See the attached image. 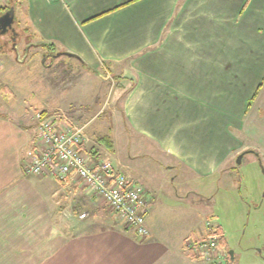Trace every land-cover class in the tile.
I'll return each instance as SVG.
<instances>
[{"label": "crops", "instance_id": "1", "mask_svg": "<svg viewBox=\"0 0 264 264\" xmlns=\"http://www.w3.org/2000/svg\"><path fill=\"white\" fill-rule=\"evenodd\" d=\"M17 4L32 43H54L116 82H135L122 97V120L128 133L156 145L161 166L176 161L210 177L264 138V0H18L15 13ZM13 69L0 70V87L11 95L0 111V264H199L186 246L191 233L141 239L115 228H70L73 195L85 196L79 182L23 172L38 112L59 104L36 105L38 85L12 82L25 75ZM98 136L86 135L89 155L107 157L133 179Z\"/></svg>", "mask_w": 264, "mask_h": 264}, {"label": "rangeland", "instance_id": "2", "mask_svg": "<svg viewBox=\"0 0 264 264\" xmlns=\"http://www.w3.org/2000/svg\"><path fill=\"white\" fill-rule=\"evenodd\" d=\"M8 5L14 6L10 1ZM19 15L17 4L14 15V28L18 37L17 52L10 46L0 49V55L4 57L2 68L11 75L17 73L13 68H23L25 75H18L19 78L12 82L20 86L25 82L38 85L40 99L34 96L36 105H41V99H49L50 102L59 104L52 110H62L71 117H76L78 123L86 125L85 135L94 139L98 135L107 134L115 141L114 151H110L105 143L102 146L110 153V157L116 156L128 164L130 176L139 184L142 182L144 193L150 198V210L153 206L156 210H161L159 213L154 209L153 214L149 210L148 237L153 233L161 236L182 232L195 236L198 229L204 227L205 230L206 222L215 218L221 225L225 239V243L220 244L222 253L218 258L219 264H264V138L258 137V146L249 145L250 148L235 152L228 162L231 169H226V172L222 170L210 177L199 176L181 168L176 161L171 165L163 159L165 162L161 166L153 157L161 159L160 155H156V145L125 129L122 97L129 81L116 82L104 69L90 72L76 58L63 53L45 54L47 51L39 47H29L26 53L28 40L33 36L29 28H24L23 19ZM12 91L14 95L16 91ZM3 95L11 97L8 89L2 90L0 87V111L8 110L6 105L11 100ZM263 111L262 108V117ZM262 126L264 123L260 124ZM240 154L242 158L238 162ZM74 184L80 188L79 183ZM149 188L155 191V196L150 193ZM81 190L85 196L76 191L72 199V206L75 208L70 209L67 214L72 230L79 231L80 228L89 227L115 228L139 238L96 196ZM82 212H86L87 216L80 218L79 214ZM231 251L234 259H231ZM198 262L202 263L200 259Z\"/></svg>", "mask_w": 264, "mask_h": 264}, {"label": "built area", "instance_id": "3", "mask_svg": "<svg viewBox=\"0 0 264 264\" xmlns=\"http://www.w3.org/2000/svg\"><path fill=\"white\" fill-rule=\"evenodd\" d=\"M5 6L7 0H0V7ZM3 63L0 55V69ZM85 127L62 110H50L45 114L38 112L36 141L24 160V174L79 182L81 189L96 196L139 238H147L150 234L147 222L150 198L140 184L116 171L109 159H92L83 147ZM79 216L84 218L87 213L82 212ZM218 225L215 218L210 219L203 233L186 238L188 251L196 254L201 264H219L218 258L222 253L220 236L213 233Z\"/></svg>", "mask_w": 264, "mask_h": 264}, {"label": "trees", "instance_id": "4", "mask_svg": "<svg viewBox=\"0 0 264 264\" xmlns=\"http://www.w3.org/2000/svg\"><path fill=\"white\" fill-rule=\"evenodd\" d=\"M12 5H14V3H12ZM9 7H11V5H8L7 7H0V13H3L5 10H7ZM26 29V28H25ZM18 39V38H17ZM17 39L15 40V42L17 41ZM31 39H29L28 41H30ZM34 46H39V47H42L44 50L47 51V53L45 54H49V53H53L55 55H57L56 53H63V54H66V55H69L70 57H75L77 58V60L81 63V65L88 71L90 72H95V70L90 66L88 65L87 63H85L82 59H80L78 56L74 55V54H68V52L66 51H60L56 48V45L54 43H47V42H37V43H31V44H28L27 47H34ZM55 52V53H54ZM114 78H117V79H123L121 78V76H118L117 74L114 75ZM135 85V82L130 78L129 80V85L125 88V91H124V96L126 95V93H128ZM251 102V101H250ZM47 111H42L43 114H45ZM98 142L103 144L105 143L110 149L113 148V142H112V139L109 135H100L98 136ZM213 233H217L219 234L220 236V244L223 245L225 243V239H224V235L222 233V229H221V225L219 223L217 229L213 232ZM191 253V257L195 258V259H199V257L194 254L193 252H190Z\"/></svg>", "mask_w": 264, "mask_h": 264}, {"label": "water", "instance_id": "5", "mask_svg": "<svg viewBox=\"0 0 264 264\" xmlns=\"http://www.w3.org/2000/svg\"><path fill=\"white\" fill-rule=\"evenodd\" d=\"M14 15H15V8L11 7L0 16V33H5L9 29H14V22H15ZM249 151H253V150H249ZM241 158H242V154L238 156V162L241 161ZM230 253H231V259H234L233 252L231 251Z\"/></svg>", "mask_w": 264, "mask_h": 264}, {"label": "flooded vegetation", "instance_id": "6", "mask_svg": "<svg viewBox=\"0 0 264 264\" xmlns=\"http://www.w3.org/2000/svg\"><path fill=\"white\" fill-rule=\"evenodd\" d=\"M3 13H0V16ZM16 34H17V30L15 28L14 29H9L5 33H0V46H1V48H4L6 46H10L13 50H15L17 52V43L18 42L17 41L15 42V40L18 37L16 36ZM28 44H30V41L27 43V45ZM28 50H29V48L26 49V53H27Z\"/></svg>", "mask_w": 264, "mask_h": 264}]
</instances>
